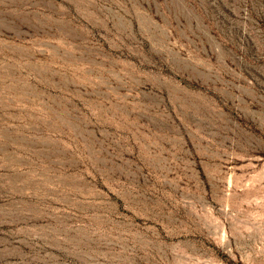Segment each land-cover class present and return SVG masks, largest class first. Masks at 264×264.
<instances>
[{"label": "rangeland", "instance_id": "374dc122", "mask_svg": "<svg viewBox=\"0 0 264 264\" xmlns=\"http://www.w3.org/2000/svg\"><path fill=\"white\" fill-rule=\"evenodd\" d=\"M0 264H264V0H0Z\"/></svg>", "mask_w": 264, "mask_h": 264}]
</instances>
